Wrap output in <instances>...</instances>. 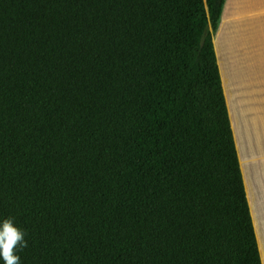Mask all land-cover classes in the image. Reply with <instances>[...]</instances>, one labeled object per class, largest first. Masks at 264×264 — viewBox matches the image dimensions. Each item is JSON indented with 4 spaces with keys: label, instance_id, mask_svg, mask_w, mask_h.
<instances>
[{
    "label": "trees",
    "instance_id": "16d2710c",
    "mask_svg": "<svg viewBox=\"0 0 264 264\" xmlns=\"http://www.w3.org/2000/svg\"><path fill=\"white\" fill-rule=\"evenodd\" d=\"M225 1L0 0L19 264H262L213 43Z\"/></svg>",
    "mask_w": 264,
    "mask_h": 264
},
{
    "label": "crops",
    "instance_id": "0c3cea01",
    "mask_svg": "<svg viewBox=\"0 0 264 264\" xmlns=\"http://www.w3.org/2000/svg\"><path fill=\"white\" fill-rule=\"evenodd\" d=\"M213 43L264 258V0H226Z\"/></svg>",
    "mask_w": 264,
    "mask_h": 264
},
{
    "label": "clouds",
    "instance_id": "9594fccd",
    "mask_svg": "<svg viewBox=\"0 0 264 264\" xmlns=\"http://www.w3.org/2000/svg\"><path fill=\"white\" fill-rule=\"evenodd\" d=\"M24 236L25 232L17 227L13 218L9 217L0 222V257L5 264H19L20 257L16 253L27 247Z\"/></svg>",
    "mask_w": 264,
    "mask_h": 264
}]
</instances>
